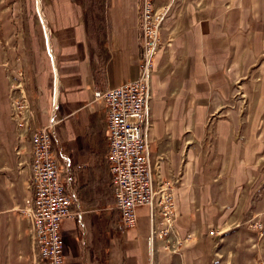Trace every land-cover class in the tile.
I'll return each mask as SVG.
<instances>
[{
	"label": "crops",
	"instance_id": "obj_1",
	"mask_svg": "<svg viewBox=\"0 0 264 264\" xmlns=\"http://www.w3.org/2000/svg\"><path fill=\"white\" fill-rule=\"evenodd\" d=\"M81 1L42 0L45 36L33 25L0 26V264H45L24 213L32 195L30 127L41 126L69 210L79 211L60 221L62 264H147L150 209L137 206L135 225H121L106 111L93 98L96 89L137 77L138 3L95 0L84 12ZM154 8L163 12L165 46L149 76L146 156L152 186L170 182L175 206L154 257L158 264H264V0H154ZM17 72L33 111L20 140L8 99Z\"/></svg>",
	"mask_w": 264,
	"mask_h": 264
},
{
	"label": "built area",
	"instance_id": "obj_2",
	"mask_svg": "<svg viewBox=\"0 0 264 264\" xmlns=\"http://www.w3.org/2000/svg\"><path fill=\"white\" fill-rule=\"evenodd\" d=\"M140 56L137 77L120 85L94 90L93 98L101 99L106 111L108 131L107 169L110 174L113 205L122 226L135 225V208L147 205L150 226L146 236L147 264H158L154 257V242L165 239L172 229L175 206L170 182L161 180L152 186L146 156L148 127L149 76L152 59L164 46L159 41L163 12L154 8V0H137ZM41 24V22H40ZM42 35L44 30L41 24ZM20 72L8 78L10 117L14 121L18 140L25 137L26 97ZM51 126V124H50ZM51 138L45 126L34 127V145H30V188L25 215L29 223L36 256L45 264H62L60 221L77 215L70 212V195L58 177L51 150ZM169 248V245H164ZM262 264V263H258Z\"/></svg>",
	"mask_w": 264,
	"mask_h": 264
},
{
	"label": "rangeland",
	"instance_id": "obj_3",
	"mask_svg": "<svg viewBox=\"0 0 264 264\" xmlns=\"http://www.w3.org/2000/svg\"><path fill=\"white\" fill-rule=\"evenodd\" d=\"M42 0H28L27 2L19 1V2H11L9 0H1L0 1V26L4 27H10L14 26L15 29L21 28L24 29L25 27H30V25H33L34 27H37L40 31V35L42 34L41 24L42 26L45 24L44 21H42ZM34 22V23H32ZM41 22V24H40ZM44 23V24H43ZM46 29V27H45ZM47 32V31H46ZM42 37V36H41ZM1 41V39H0ZM41 41L44 42V39L41 38ZM21 75V74H20ZM21 77V76H20ZM23 85V83H22ZM24 87V85H23ZM28 97H25V101L27 104L28 109H32L30 106L29 100H27ZM29 111L26 113V116L30 115V119L33 117V111L32 110H26ZM27 119V118H26ZM28 121V124H27ZM31 120H24V127L30 126ZM33 134H34V128H31ZM28 129V130H30ZM32 134V135H33Z\"/></svg>",
	"mask_w": 264,
	"mask_h": 264
},
{
	"label": "trees",
	"instance_id": "obj_4",
	"mask_svg": "<svg viewBox=\"0 0 264 264\" xmlns=\"http://www.w3.org/2000/svg\"><path fill=\"white\" fill-rule=\"evenodd\" d=\"M93 1L95 0H82L81 5L82 8H84V12H87L89 7L93 4Z\"/></svg>",
	"mask_w": 264,
	"mask_h": 264
},
{
	"label": "bare ground",
	"instance_id": "obj_5",
	"mask_svg": "<svg viewBox=\"0 0 264 264\" xmlns=\"http://www.w3.org/2000/svg\"><path fill=\"white\" fill-rule=\"evenodd\" d=\"M42 19V21H44V19L43 18H41ZM44 24V23H43ZM43 28H44V33H45V35H47V33H46V29H45V24L43 25ZM53 85H55V76H53ZM24 106H25V108H26V104H25V97H24ZM27 109V108H26ZM23 127H24V120H23ZM25 131H27V127H25ZM33 145H34V139H33Z\"/></svg>",
	"mask_w": 264,
	"mask_h": 264
}]
</instances>
